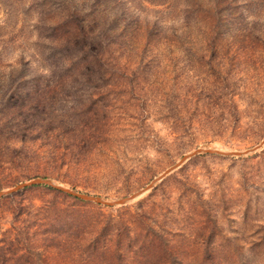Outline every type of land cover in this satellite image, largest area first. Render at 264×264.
<instances>
[{
  "label": "rangeland",
  "instance_id": "obj_1",
  "mask_svg": "<svg viewBox=\"0 0 264 264\" xmlns=\"http://www.w3.org/2000/svg\"><path fill=\"white\" fill-rule=\"evenodd\" d=\"M209 1L217 0H0V192L47 178L117 199L196 149L264 141V0H229L198 45L159 38ZM81 48L108 59L76 75ZM161 113L183 117L174 127ZM76 161L103 164L37 165ZM165 181L171 188L154 200L169 212L170 264H264V146L245 156L194 155L155 187ZM48 187L18 192L41 205L52 197ZM153 189L124 205L89 203L115 217L140 211ZM13 194L0 198V218L11 208L2 199Z\"/></svg>",
  "mask_w": 264,
  "mask_h": 264
},
{
  "label": "trees",
  "instance_id": "obj_2",
  "mask_svg": "<svg viewBox=\"0 0 264 264\" xmlns=\"http://www.w3.org/2000/svg\"><path fill=\"white\" fill-rule=\"evenodd\" d=\"M228 1L195 3L198 13L174 19L172 31L159 38L169 47L186 48L200 44L203 34L215 32L218 25L216 16H221L227 9ZM207 5L214 8V17ZM77 54L81 61L72 67V70L78 71L76 75H83L84 65H88L94 74L97 70L95 66L99 67L108 59L97 48L92 52L81 48ZM250 56L258 57L259 51L252 50ZM255 68L261 70L263 67ZM48 72L57 74L56 69L49 68ZM254 85L261 84L255 82ZM252 99L256 104L259 102L255 95ZM235 111L239 113L237 108ZM221 115L222 119L228 120L225 113ZM158 117L175 127L183 116L161 113ZM102 164L76 161L39 162L37 165L60 169L62 166L95 168ZM53 175L50 177L63 180L59 175ZM166 182L155 187L149 197L139 203L138 206L142 207L140 211L132 212L126 207L125 212L115 217L100 205L77 199L68 201L67 195L52 187L47 189L52 193L51 199L41 205L28 202L21 192L7 196L2 200L10 203L11 208L6 218H0L5 219L0 220V264H170L175 255L171 245L174 233L169 226L170 216L169 212L160 210L154 200L159 189L164 191L165 186L166 189L171 188L168 184L164 185ZM145 203L152 212L144 207Z\"/></svg>",
  "mask_w": 264,
  "mask_h": 264
},
{
  "label": "water",
  "instance_id": "obj_3",
  "mask_svg": "<svg viewBox=\"0 0 264 264\" xmlns=\"http://www.w3.org/2000/svg\"><path fill=\"white\" fill-rule=\"evenodd\" d=\"M263 146H264V141L257 144L256 146H252V147L247 148L245 150H231L228 152H224V151H220L218 149L211 148V147L210 148L196 149L191 154L186 155L182 160H180L174 166H172L171 168L166 170L161 176L154 179L148 185H146V186H144V187H142V188H140V189H138L132 193H129L128 195L117 198V199H108V198H104V197H100V196H94L91 194L80 193V192H77V191L72 190L70 188L63 187V186L59 185L58 183H56L54 180L47 179V178H36V179H33L29 182L21 183L15 187L11 188L8 191H1L0 192V198L4 195L13 194L15 192H18L19 190L26 188L28 186L46 185V186L52 187L56 190H59L61 192H65V193L69 194L70 196H73L75 198H78V199H81V200H84L87 202H95L97 204H101V205H104L107 207H114V206L124 205V204L132 203V202L136 201L142 195H144L146 192H149L150 190H152L160 180H162L164 177H166L173 170H175L176 168L181 166L188 158H190L194 155H197L200 153H207V154H222V155H226V156H245V155H249V154L257 152Z\"/></svg>",
  "mask_w": 264,
  "mask_h": 264
},
{
  "label": "bare ground",
  "instance_id": "obj_4",
  "mask_svg": "<svg viewBox=\"0 0 264 264\" xmlns=\"http://www.w3.org/2000/svg\"><path fill=\"white\" fill-rule=\"evenodd\" d=\"M210 147H211V146H208V147H205V148H210ZM211 148H215V147H211ZM215 149H218V150H220V151H224V152H228V151H226V150H222V149H220V148H215ZM231 150H233V149H231ZM231 150H230V151H231ZM146 193H147V192H146ZM146 193H145V194H146ZM145 194H144V195H145ZM144 195H142V196H144ZM142 196H141V197H142ZM141 197H140V198H141Z\"/></svg>",
  "mask_w": 264,
  "mask_h": 264
}]
</instances>
